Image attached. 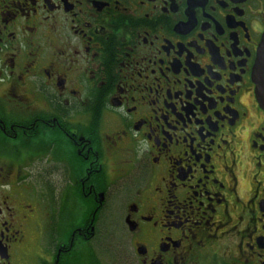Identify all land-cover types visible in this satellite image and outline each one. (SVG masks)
I'll list each match as a JSON object with an SVG mask.
<instances>
[{
    "label": "flooded vegetation",
    "instance_id": "af4514ba",
    "mask_svg": "<svg viewBox=\"0 0 264 264\" xmlns=\"http://www.w3.org/2000/svg\"><path fill=\"white\" fill-rule=\"evenodd\" d=\"M264 0H0V264H264Z\"/></svg>",
    "mask_w": 264,
    "mask_h": 264
},
{
    "label": "water",
    "instance_id": "95a60500",
    "mask_svg": "<svg viewBox=\"0 0 264 264\" xmlns=\"http://www.w3.org/2000/svg\"><path fill=\"white\" fill-rule=\"evenodd\" d=\"M256 59V65L253 69V81L256 84L257 100L264 111V38L259 46Z\"/></svg>",
    "mask_w": 264,
    "mask_h": 264
}]
</instances>
